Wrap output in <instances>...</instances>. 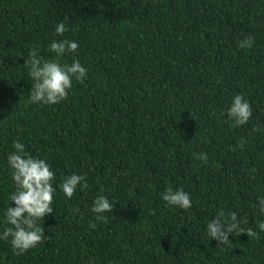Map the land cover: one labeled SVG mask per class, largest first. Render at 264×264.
<instances>
[{"label":"trees","instance_id":"16d2710c","mask_svg":"<svg viewBox=\"0 0 264 264\" xmlns=\"http://www.w3.org/2000/svg\"><path fill=\"white\" fill-rule=\"evenodd\" d=\"M62 38L78 42L87 77L58 104L30 103L24 58H51ZM236 95L252 107L243 126L226 115ZM17 140L56 183L77 173L88 188H58L43 241L16 254L0 240V264H264V0H0V231ZM168 187L192 207H169ZM98 194L116 202L99 221ZM220 210L255 235L217 244L206 224Z\"/></svg>","mask_w":264,"mask_h":264},{"label":"clouds","instance_id":"9594fccd","mask_svg":"<svg viewBox=\"0 0 264 264\" xmlns=\"http://www.w3.org/2000/svg\"><path fill=\"white\" fill-rule=\"evenodd\" d=\"M69 29L63 22L55 25V34L64 37ZM253 46V38L248 36L241 40L238 47L241 49ZM79 44L76 40L62 38L53 39L48 44V51L53 53L49 59L41 57L40 48L29 50L24 58V66L31 83L28 101L33 104H58L65 100L73 86V80L84 81L87 77V68L76 57ZM73 55L71 63L61 62L66 55ZM227 119L234 126L245 125L252 117V107L243 95L232 98L226 110ZM243 141L240 142V147ZM13 151L7 154V164L11 170V179L14 190L9 194L10 204L4 210L3 223L5 227L0 231V240L9 241L16 254H22L35 248L45 237L42 222L46 216L54 212L53 202L57 189L67 198H71L79 189L88 188L86 177L82 174L71 173L65 175L56 183V174L50 163L43 158L31 155L24 143L19 140L13 143ZM199 158L207 162V154L200 153ZM160 198L169 207L187 210L192 207L191 194L183 188L168 187L160 193ZM13 203L15 206H13ZM116 202L107 194H98L92 204L91 211L96 219H107L106 213H112ZM257 206L264 213V197L257 198ZM243 220L236 211L227 214L220 210L214 218L207 221V235L221 246H230V235H255L251 230L242 228ZM95 229L96 224H91ZM257 227L264 231V220Z\"/></svg>","mask_w":264,"mask_h":264}]
</instances>
